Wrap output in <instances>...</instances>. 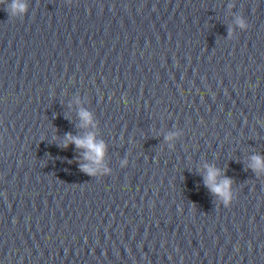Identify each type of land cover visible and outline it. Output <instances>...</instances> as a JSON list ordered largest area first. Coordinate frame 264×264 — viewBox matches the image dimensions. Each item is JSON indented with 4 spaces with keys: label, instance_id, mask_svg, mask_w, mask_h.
I'll list each match as a JSON object with an SVG mask.
<instances>
[{
    "label": "clouds",
    "instance_id": "9594fccd",
    "mask_svg": "<svg viewBox=\"0 0 264 264\" xmlns=\"http://www.w3.org/2000/svg\"><path fill=\"white\" fill-rule=\"evenodd\" d=\"M69 2H71V0H69ZM0 6H2L3 10L7 13L9 19L23 18L29 9L28 0H0ZM236 25L241 30H246L248 28V23L244 16H238L236 18ZM79 116L84 122L82 126H88L92 123L93 118L90 112L81 110L79 112ZM175 135V133H171L166 136L165 139L170 141ZM71 143H74L77 148L86 149L87 151L84 154V158L91 161L92 165H94H80V170L82 172L88 173L89 175H96L105 156L106 144L103 141L97 142L95 139V134L89 132L82 138L73 136L71 133H67L59 146L67 148ZM123 163L126 164L127 161H124ZM248 167L257 175L264 173V157L260 155H253L251 157V163L248 165ZM205 168V186L214 195L219 197L220 204H222L224 207H229L235 198V195L231 191V185L233 181L226 176L223 179H218L221 176V169L216 168L215 166L206 164ZM102 171L103 173H109L110 170L104 167Z\"/></svg>",
    "mask_w": 264,
    "mask_h": 264
}]
</instances>
